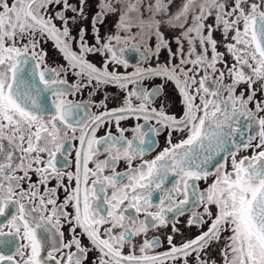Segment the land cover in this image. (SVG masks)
I'll use <instances>...</instances> for the list:
<instances>
[{
	"label": "snow or ice",
	"instance_id": "6c2138e0",
	"mask_svg": "<svg viewBox=\"0 0 264 264\" xmlns=\"http://www.w3.org/2000/svg\"><path fill=\"white\" fill-rule=\"evenodd\" d=\"M0 264H264V0H0Z\"/></svg>",
	"mask_w": 264,
	"mask_h": 264
},
{
	"label": "flooded vegetation",
	"instance_id": "af4514ba",
	"mask_svg": "<svg viewBox=\"0 0 264 264\" xmlns=\"http://www.w3.org/2000/svg\"><path fill=\"white\" fill-rule=\"evenodd\" d=\"M75 2H76V0H70V3H75ZM93 11H94V9H92V8L86 9V12L88 13L89 19H91V13ZM69 15H71V13H69ZM112 25H113V18H109L103 24V26L100 28V34L104 35L105 33L112 31ZM85 26L89 28V42L91 43L92 42L91 41V25L86 24ZM75 34L76 33H75V29H74L73 35H75ZM44 47H45V50L48 52V56L46 58L48 66L56 67L57 65H61L64 63L63 59L53 49L51 42H49ZM127 55L132 60L136 59V56L134 53H128ZM89 59L92 60L94 63H97V64H99V62L101 60V58L99 56H89ZM161 59H163V57ZM135 66L136 65L134 63L132 66H130L127 69V71L132 72L134 70ZM119 71L124 72L125 69L123 67H121L119 69ZM72 82H73V78L71 76H69V83H72ZM160 83H161V81L159 79H157L154 81L145 82V86L148 87L149 89H151V87H153L155 85H159ZM115 92H116V89H113V88H108L105 90V93L108 95H111ZM165 97H167V99H165ZM101 98H102V96L99 94L95 97V99H97V100H99ZM68 99L74 100V101L87 100L88 99V93H87V91H85L83 95L69 96ZM162 103L167 104L166 110L170 113H175V112L179 111L180 106L177 103V97H176L175 93L173 92L171 85H169L166 89H164L162 91L161 97L155 101L154 106L159 107ZM112 106H113V103L110 102L109 107H112ZM93 111H95V109H93ZM137 123L144 124V121H143V119H141L139 121H137L135 119H130V120H127L125 122H122V126L129 129L128 132H126V135L129 138H132V136H133L132 129L134 128V126ZM150 123L155 125V121H151ZM112 131L115 132L116 131L115 128H113ZM98 135H101V136L104 135V131L101 130L98 133ZM165 139H166V133H162L160 136L156 137L158 145L153 151L149 152L145 156V159L153 158L165 146ZM125 167H126V165L123 162H121L117 167V171H123L125 169ZM201 187H203V184H201ZM141 218H143V217H141ZM180 219H181V221H183L186 219V217H181ZM181 230L184 232V235L186 237H189V238L197 233V230L195 228L188 230V229L184 228L182 224H181ZM168 234H171L170 229H163V228H161V229H150V231L148 233V239H152L153 236L159 237V239L161 240L162 243H161V247H159L157 249V251H164L168 247L167 241H166V236ZM176 239H177V242H179L180 237L177 236Z\"/></svg>",
	"mask_w": 264,
	"mask_h": 264
},
{
	"label": "rangeland",
	"instance_id": "374dc122",
	"mask_svg": "<svg viewBox=\"0 0 264 264\" xmlns=\"http://www.w3.org/2000/svg\"><path fill=\"white\" fill-rule=\"evenodd\" d=\"M221 50H223V49H221Z\"/></svg>",
	"mask_w": 264,
	"mask_h": 264
}]
</instances>
